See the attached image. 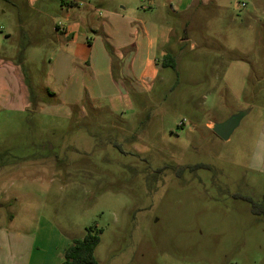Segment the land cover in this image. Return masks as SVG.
Segmentation results:
<instances>
[{
	"label": "rangeland",
	"instance_id": "rangeland-1",
	"mask_svg": "<svg viewBox=\"0 0 264 264\" xmlns=\"http://www.w3.org/2000/svg\"><path fill=\"white\" fill-rule=\"evenodd\" d=\"M63 1L0 0V54L24 50L0 66V247L62 264L95 226L97 264H264V216L240 198L264 195V0H83L96 22L155 23L175 69L113 68L123 107L70 119L41 103Z\"/></svg>",
	"mask_w": 264,
	"mask_h": 264
},
{
	"label": "crops",
	"instance_id": "crops-1",
	"mask_svg": "<svg viewBox=\"0 0 264 264\" xmlns=\"http://www.w3.org/2000/svg\"><path fill=\"white\" fill-rule=\"evenodd\" d=\"M33 1L28 0V5L31 6ZM60 11L66 24L55 30L57 55L52 66L53 83L51 89L48 85L44 87L47 97L41 103L69 119L71 116H84L85 103L92 110L104 107L110 112L119 111L124 105L123 100L128 101V96L124 87L114 79L113 68L119 70V77L123 79L129 77L131 70H135L137 78L155 76L160 70L158 54H167L160 51L165 37L159 35V27L155 23L133 17L111 14L108 21L96 22L101 13H92L89 3L83 0L63 1ZM21 35L25 34L22 32ZM103 36L114 49V57L107 51ZM5 37H10V34L6 33ZM129 47L134 51H128ZM17 54V50L13 56L0 54V66L16 59ZM12 75L10 72L8 82L13 86L11 96L15 100L18 75L15 80ZM16 106L21 109L20 102ZM9 247L10 250L0 247V264H29L25 254Z\"/></svg>",
	"mask_w": 264,
	"mask_h": 264
},
{
	"label": "trees",
	"instance_id": "trees-1",
	"mask_svg": "<svg viewBox=\"0 0 264 264\" xmlns=\"http://www.w3.org/2000/svg\"><path fill=\"white\" fill-rule=\"evenodd\" d=\"M106 49L111 55V47L106 45ZM23 49L19 50L17 60H22ZM112 56V55H111ZM161 67L175 69V60L171 54H164L160 62ZM87 106V104H84ZM250 204V211L255 216H264V195L260 202H254L248 197H240ZM100 230L95 226L85 229L82 239L74 240L64 251L62 264H97L94 258V250L99 243Z\"/></svg>",
	"mask_w": 264,
	"mask_h": 264
},
{
	"label": "water",
	"instance_id": "water-1",
	"mask_svg": "<svg viewBox=\"0 0 264 264\" xmlns=\"http://www.w3.org/2000/svg\"><path fill=\"white\" fill-rule=\"evenodd\" d=\"M246 113V111H240L223 122L214 123L211 128L212 132L221 140L227 141Z\"/></svg>",
	"mask_w": 264,
	"mask_h": 264
},
{
	"label": "built area",
	"instance_id": "built-area-1",
	"mask_svg": "<svg viewBox=\"0 0 264 264\" xmlns=\"http://www.w3.org/2000/svg\"><path fill=\"white\" fill-rule=\"evenodd\" d=\"M181 125H182V123H181Z\"/></svg>",
	"mask_w": 264,
	"mask_h": 264
}]
</instances>
